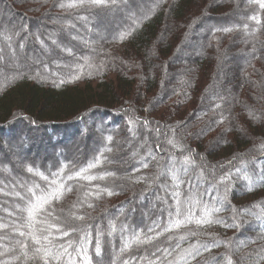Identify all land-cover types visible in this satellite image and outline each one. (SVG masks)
<instances>
[{"label":"trees","instance_id":"16d2710c","mask_svg":"<svg viewBox=\"0 0 264 264\" xmlns=\"http://www.w3.org/2000/svg\"><path fill=\"white\" fill-rule=\"evenodd\" d=\"M69 2L0 0V264H264L260 0ZM97 158L83 175H114L65 180L50 206L77 231L29 227L35 173ZM205 205L221 223H195Z\"/></svg>","mask_w":264,"mask_h":264},{"label":"snow or ice","instance_id":"6c2138e0","mask_svg":"<svg viewBox=\"0 0 264 264\" xmlns=\"http://www.w3.org/2000/svg\"><path fill=\"white\" fill-rule=\"evenodd\" d=\"M78 2L79 3H83V0H70V2L65 5V4H61L60 7H77L78 6ZM104 2V0H91V3L93 4H102ZM260 7L264 8V0H260ZM223 31L227 32L230 31V29H223ZM11 37H5V39H10ZM111 137H108V140L111 141ZM110 150V149H109ZM102 155V154H101ZM185 163H187V159L185 161ZM100 164V159L97 158L96 160L90 162L87 164L86 167H82L80 168L78 171H76L74 174H69L66 177L64 176V169L62 168L59 172L55 173L53 178L50 180L47 176H44L42 173H35L36 175H39L41 177L42 180H44L45 186L41 187L40 185H34L33 188H29L28 192L31 194L30 197L27 198V207L22 209V211H25L27 213V220L30 222V224L28 225L29 227L32 226V224L34 223H42V224H48V217H52L53 216V211L51 209V204L52 202L55 201H59L60 199H62V197L64 196V194L66 192H69L72 190L71 186H67L65 185V180H72L74 178H80V179H85L88 181H92L94 179H104L105 176H109V175H114L111 172H105L100 176H93V175H83L84 173H88L90 172L91 169L97 167ZM67 167V166H65ZM144 167H147V164L144 165ZM29 172H33L32 168L28 169ZM186 171V169H185ZM239 171V170H237ZM230 179V174L223 176L220 178V180L218 181L219 183H224L225 181ZM173 180L176 182L175 186L178 188L179 187V180L178 177L175 175V172L173 173ZM101 192H107V194L109 196L113 195L114 193L110 190H108L107 188H103L100 189V191L96 192V193H92V192H88L86 193V196H91V195H96L97 197L100 195ZM19 195V194H17ZM175 196H179V192L174 193ZM24 197H22L23 199ZM180 205V201L179 199L177 200V208H176V216L179 217L181 215V209L179 207ZM89 207H91L92 205L89 204ZM192 206L190 205L188 208V214L185 217V220H180L177 219L175 221H173L167 228H165V231H171L173 227H179L181 224L184 223H190L192 222V218L194 216V213L191 210ZM219 209L213 208L211 210L208 209L207 205H205L203 207V212H204V216L201 219H197L195 220V223H197L198 225H202V224H211V223H221V221H214L211 219V212L212 211H218ZM43 216L44 219H38L39 217ZM77 219H83L82 216H78L76 217ZM59 220V218H54ZM61 224H64L65 227L62 229L61 228ZM236 225H228V227H234ZM49 229H55L57 232H62L63 236H68L70 234V232H75L77 231L75 228H71L69 229L67 227V221H60L59 223H50L48 224V228L47 229H43L42 231H49ZM113 231L115 230V225L112 226ZM21 236H24L25 233L23 231H21L19 233ZM32 237V241L33 243L39 245L41 243V237L35 235L34 233H29ZM51 233L49 232V235ZM43 239L47 240L48 236H43ZM153 239V237H148L147 241H151ZM136 240L140 243H145L147 241H143L140 240L139 237H136ZM79 243L81 244H86V243H91V239H90V235L89 234H85L84 236H82L79 240ZM69 246H71V243H69ZM128 245H125V247H127ZM213 246H217V245H213ZM22 247H27V245L22 244ZM83 251H85V253L87 252V249L84 248L82 249ZM95 250L96 253L99 254L100 253V241L97 235V238L95 240ZM36 251H40L39 248L36 249ZM67 253V249L65 248L63 250L62 253L57 254L56 256H53L52 253L50 251H45V264H47V258H52V259H58L59 255H63ZM124 264H127V262H124ZM150 264H153V262H150ZM228 264H232L231 259L229 258L228 260Z\"/></svg>","mask_w":264,"mask_h":264},{"label":"rangeland","instance_id":"374dc122","mask_svg":"<svg viewBox=\"0 0 264 264\" xmlns=\"http://www.w3.org/2000/svg\"><path fill=\"white\" fill-rule=\"evenodd\" d=\"M112 24H113L114 26L120 25V21H119V20H118V21H117V20H114ZM15 52H17V50H16ZM45 56H47V54H45ZM0 57H1V56H0ZM4 58H5V57H4ZM5 65H6V66L9 65V66H11V67H14L13 64H9V63L7 64V62H5ZM6 140H7V139H6ZM10 158H12V157H10ZM13 158H14V157H13ZM20 158H21V157H19V158L17 157V160L19 161ZM15 159H16V157L14 158V160H15Z\"/></svg>","mask_w":264,"mask_h":264}]
</instances>
